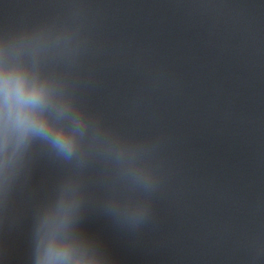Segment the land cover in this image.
Here are the masks:
<instances>
[{"label":"water","instance_id":"obj_1","mask_svg":"<svg viewBox=\"0 0 264 264\" xmlns=\"http://www.w3.org/2000/svg\"><path fill=\"white\" fill-rule=\"evenodd\" d=\"M32 31L24 0H0V44L6 34ZM39 71L49 75L43 57ZM53 232L99 264H140L80 149L65 159L37 142L0 184V264H38Z\"/></svg>","mask_w":264,"mask_h":264},{"label":"clouds","instance_id":"obj_2","mask_svg":"<svg viewBox=\"0 0 264 264\" xmlns=\"http://www.w3.org/2000/svg\"><path fill=\"white\" fill-rule=\"evenodd\" d=\"M58 44L41 28L6 34L0 44V184L9 179L37 142L58 157L71 159L86 139L112 145L116 136L94 125L90 116L65 91L64 81L41 74L42 56ZM63 54V53H57ZM38 264H99L56 233L43 243Z\"/></svg>","mask_w":264,"mask_h":264}]
</instances>
